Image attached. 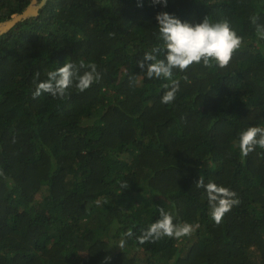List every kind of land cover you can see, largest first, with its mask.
<instances>
[{
  "label": "trees",
  "instance_id": "16d2710c",
  "mask_svg": "<svg viewBox=\"0 0 264 264\" xmlns=\"http://www.w3.org/2000/svg\"><path fill=\"white\" fill-rule=\"evenodd\" d=\"M31 1L0 0V21ZM161 12L193 25L227 19L243 38L223 69H174L169 104L170 81L137 63L162 44ZM254 15L264 25V0H48L0 36V264H264V149L238 147L240 132L264 127ZM81 61L101 77L87 90L33 98L37 72L42 81ZM200 176L240 200L219 225ZM161 207L192 234L138 243Z\"/></svg>",
  "mask_w": 264,
  "mask_h": 264
},
{
  "label": "clouds",
  "instance_id": "9594fccd",
  "mask_svg": "<svg viewBox=\"0 0 264 264\" xmlns=\"http://www.w3.org/2000/svg\"><path fill=\"white\" fill-rule=\"evenodd\" d=\"M151 3L166 6L167 0H151ZM155 19L158 21V38L162 44L146 52L137 63L148 79L170 81L162 85L165 92L161 103L164 104L173 102L180 88V81L173 79L174 69L186 72L194 64L223 69L230 64L243 42V38L237 35L227 19L212 23L205 18L202 23L193 25L182 22L167 12L157 14ZM258 20L257 15L251 17V23L255 26L258 38L264 40V25L259 24ZM160 54H163V59L158 58ZM81 69L87 70L80 74ZM35 75L38 82L33 92L34 99L42 93H48L53 97H63L73 86L78 91L84 92L101 78L95 63L85 64L83 61L78 66L69 62L56 70L47 71L46 79L42 81L39 80V72ZM183 79L187 81L188 78L185 76ZM238 147L244 157H247L256 147L264 149V127H249L240 132ZM2 175L3 172L0 171V176ZM195 185L197 188L204 189L211 219L217 225L222 222L223 217L233 206L240 203L234 191L211 181L205 184L203 176H200ZM159 215L160 218L137 237L138 243H155L164 237L180 239L192 234L194 230L192 225L174 223L173 215L163 207L159 208ZM132 235L131 229L125 233L126 237ZM120 247H123V243ZM106 260H110V257H106Z\"/></svg>",
  "mask_w": 264,
  "mask_h": 264
},
{
  "label": "water",
  "instance_id": "95a60500",
  "mask_svg": "<svg viewBox=\"0 0 264 264\" xmlns=\"http://www.w3.org/2000/svg\"><path fill=\"white\" fill-rule=\"evenodd\" d=\"M47 2L48 0H32L22 13L0 21V36L7 34L21 22L38 18L40 11L46 6Z\"/></svg>",
  "mask_w": 264,
  "mask_h": 264
},
{
  "label": "rangeland",
  "instance_id": "374dc122",
  "mask_svg": "<svg viewBox=\"0 0 264 264\" xmlns=\"http://www.w3.org/2000/svg\"><path fill=\"white\" fill-rule=\"evenodd\" d=\"M41 194H45V192H42ZM39 196H41V195H39Z\"/></svg>",
  "mask_w": 264,
  "mask_h": 264
}]
</instances>
